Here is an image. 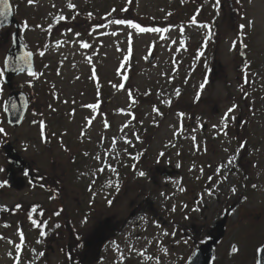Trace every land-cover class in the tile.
Instances as JSON below:
<instances>
[{"label": "rangeland", "instance_id": "374dc122", "mask_svg": "<svg viewBox=\"0 0 264 264\" xmlns=\"http://www.w3.org/2000/svg\"><path fill=\"white\" fill-rule=\"evenodd\" d=\"M11 1L17 18L28 25L23 37L30 49L47 38L45 24L36 21L39 10L49 15V11L61 9L67 17L91 13L99 23L71 32L65 48L52 46L49 55L54 60L40 65L37 76L15 79L20 87L28 88L25 92L36 103L30 102L20 126L12 128L7 124L5 100H1L7 94L3 91L0 95V127L21 155L31 161L32 169L55 178L54 193L50 195L30 186L22 194L0 188V209H9L0 210V236L4 237L0 239V264H15L16 256L20 257V264H70L64 251L70 242L68 219L72 228L85 231L95 228L100 212L107 219L116 211L106 206L98 210L92 204L96 201L99 166L95 157L99 146L119 138L125 149V139L132 140L136 150L143 149L145 137L151 145L148 153L154 158L165 154L166 165H181L178 183L171 191L182 198V203L157 210H166V217H175L179 225L185 224L184 228L189 224V232L191 221L219 223L227 217L225 240L216 251L215 264H251L264 242V0H220L219 10L214 7L215 0H34L33 4L27 0ZM69 3L75 8L69 9ZM125 8L127 11H122ZM194 15L197 25L191 22ZM114 19L169 31L139 33L113 24ZM242 24L245 28L241 31ZM2 32L3 29L0 49L4 43ZM82 42L91 47L81 48ZM242 44L246 45L247 63L240 57ZM152 54L156 59L148 63ZM93 68L95 80L90 78ZM123 76L128 79L124 81ZM121 83L123 89L112 87ZM98 91L99 114L84 107L97 102ZM33 92L38 94L34 97ZM129 92L136 103L131 102ZM232 108L234 111L229 113ZM226 113L225 128L222 117ZM86 118H91V125ZM237 123L243 126L239 144L235 135L240 126ZM125 124L127 127H123ZM203 124L207 125L206 130ZM146 130L150 136H143ZM3 137L4 133H0V183L9 167ZM49 143L53 145L51 153ZM229 159H234V164L229 165ZM36 200L40 202L39 223L46 225V236L40 235L41 228L35 227L28 215H16L11 210L19 201L26 205ZM132 221L147 229L152 252L163 255L160 248L165 249L167 243L166 256L173 257L177 252L184 264L190 259L192 242L186 237L178 240V251L171 248L176 244L175 228L162 226L145 215H135ZM20 231L25 241L18 253L15 244L20 242ZM92 239L87 234L76 239L77 254L85 247L82 243L86 245V240ZM40 252L44 253L42 257ZM116 252L118 264L125 258L129 262L138 259L130 249L123 252L125 258L119 250ZM77 254L72 257L73 264H87L80 262ZM101 263L93 257L88 264Z\"/></svg>", "mask_w": 264, "mask_h": 264}, {"label": "flooded vegetation", "instance_id": "af4514ba", "mask_svg": "<svg viewBox=\"0 0 264 264\" xmlns=\"http://www.w3.org/2000/svg\"><path fill=\"white\" fill-rule=\"evenodd\" d=\"M49 12V15H47L44 10H39L37 13L38 18L36 21H38V23L45 24L44 28L46 30L45 33L47 34V38L45 41L36 43L35 47H32V49H30L29 44L25 42L23 37V31L25 30V21H23V19L17 18V16L15 15L18 19V22H20L21 24L19 32L22 42L25 44L27 49L33 52L34 54V61L37 71H39L40 65L49 62L50 59H53L50 58L52 56L49 55V50L52 48V46L59 49L65 48L67 46L68 35L71 32L75 30L76 32L82 31L81 28H91L99 23V20L97 18L84 14L80 16H75V19H73L72 17H67L66 14H63V11L61 9H56ZM58 15H63L66 17V19L57 22L56 17ZM49 28H51L50 32L48 31ZM2 29V33L4 35V43L0 49V64L1 69H5L4 64L8 54L7 52L12 46V36L14 31H16V28L15 25H12L4 27ZM69 29H71L70 32L68 31ZM41 52L44 53L43 56L40 55ZM19 76L31 77L27 73L20 74ZM19 76L13 78V89H11L7 84H5V75L3 76L2 88L7 95L2 97L1 100H5V106L7 99L10 96V93H12L13 91H27L28 89L27 87L22 88L16 83L15 79H17ZM32 94L35 97L38 93L33 92ZM30 101L34 105L36 104L34 100H32V98L30 99ZM241 117L242 116H239L238 123L241 122ZM206 129L207 125L203 124V130ZM241 129H243L242 125L236 127L235 135L238 139L237 144L242 143L239 137V133H241L242 131ZM227 130L230 129L228 128ZM144 135L150 136L151 133L149 135L146 130L143 136ZM113 139L111 140V143L106 142L102 143L99 146L98 156L100 157V160L98 161V169L103 166L105 168V171L102 174L97 171L98 175L95 181L96 186L94 191V197L96 201L92 204H95L98 210H102L103 208H105V206L109 209L113 208L116 210L115 215L112 218L105 219L104 213L100 212L101 214L98 222L95 223V228H91L90 230L85 231L83 229L80 230L79 228H72V223L71 221L69 222L68 219L69 224L67 223L66 226H68L69 229L68 236L70 238V242L66 245L67 249L64 251L66 258H70L69 263L73 264L72 257L77 254L76 246H73L72 243L74 237L76 236L77 239H81L83 238V236H85V234H87L92 236L93 239L86 240V245L85 243H82V245H84L85 247H82V249H80L77 254L79 257H81L80 262L86 261V263L88 264L94 257V259H96L98 263L100 261V263L102 262L104 264H118V262H120V258L118 257L119 254L116 252V250H119L120 253H122V258H125L123 256V252H126L130 249L132 255L136 252L138 259H133L135 262H129L127 261V258H125L122 264H184V260H182L181 256H179L177 252L173 257L166 256L165 250L167 249V243L165 245V249L164 247L163 249L162 247L160 248V251H163V255H160L159 252H152V249L151 247H149L150 245L147 241V229H145V227L140 223L133 224L132 219L135 215H145L146 217L149 216L151 221L157 220V222L162 226L167 225L168 227L175 228L176 244L171 245V248L173 247V251H178L179 247L177 242L178 240H182L185 237L192 242L191 249L194 250L197 244L199 245L196 247V249L202 243L210 240L212 237L218 236L219 233H222L223 238L220 240V243L213 247L214 252L216 254L218 247H220V245L225 240V226L227 223V217H224V219L219 223L207 220H204L201 223L191 221L190 225H192L193 227L191 228L192 231L189 232L187 231V226L189 224L186 225V227L184 228L185 224L179 225L175 217L174 219H171L172 221L168 219L166 217V210H157L161 207H164V209H166L168 207V204H176L177 202L182 203V198H180V196H176L171 191L176 187V183H178V177L181 173V165L176 164L174 166L171 163H168L166 165L164 163L165 154L161 155V153H159L155 156L157 158H154L153 154H149L148 148H150L151 145L148 143L149 141L146 140L147 137L144 138V141L147 142L146 145H144L146 148L142 149L141 147L137 150L135 148L136 144L133 143L132 140H130L131 144L127 143L126 146L128 148L125 149L123 148V146L125 145L123 143L118 142L120 141L119 138L114 139L115 143H113ZM6 141L11 140L9 135L5 132L3 137V144ZM13 145L15 146L14 143ZM15 148L17 149L16 146ZM52 149L53 145L52 143H49L48 153H51ZM142 150H144V153H141ZM17 151L19 152L18 149ZM136 151L138 152L136 153ZM19 154L21 155L20 152ZM133 157H136L137 159H133ZM5 159L7 160L6 156ZM153 159L155 160V163H151ZM28 163L29 166L27 168H25L24 170H17V173L15 175L17 177L25 178L26 187L22 190H16L14 188L7 187L8 185L6 183V186L3 187V190L9 189V191L11 192L22 194V192L26 188H28V186H30L34 187L35 189L40 188L44 193H47L48 195L53 194L55 187V178L50 174L40 173L39 170L32 169L31 161H28ZM7 164L9 167L7 169L6 175L3 178L2 183H4L5 181L7 182V173L11 169L8 160ZM109 164L113 166L115 171H111L108 169L107 165ZM165 168H169L172 170H166L165 172ZM139 171L145 172L146 175L144 177H140L138 175ZM26 173L27 175H25ZM168 173L171 174L169 175ZM46 178L47 181L45 180ZM117 183L119 184V191L116 190ZM173 185H175V187ZM169 191L172 192L170 195H168ZM108 201H112L111 205H109ZM188 202L192 203L193 200H189ZM16 205H19L20 207L17 209L16 206H13L11 208V210L14 211L13 214L20 215L23 213L29 216V221L31 223L32 220H37L39 222L40 202L36 200L24 205V202L19 201L16 203ZM42 207L45 206L43 205ZM33 209H35V212H33ZM121 210L123 211V213L119 212ZM221 223L224 224V227L222 229H220L219 227ZM199 236L201 237L200 239L198 238ZM198 241H200L201 243H198ZM195 250L193 251V254ZM141 253H143V255H141ZM256 261L257 256L252 259L251 264H256ZM211 264H215L214 259L211 261Z\"/></svg>", "mask_w": 264, "mask_h": 264}, {"label": "snow or ice", "instance_id": "6c2138e0", "mask_svg": "<svg viewBox=\"0 0 264 264\" xmlns=\"http://www.w3.org/2000/svg\"><path fill=\"white\" fill-rule=\"evenodd\" d=\"M27 2H28L29 4H33V3H34V0H27ZM130 2H131V0H129V3H130ZM53 6H54V5H53ZM67 7H68L69 9H73V8H75V5L69 3V4L67 5ZM214 7H215L217 10H219V7H220V0H215ZM113 11H115V9H113ZM122 11H127V9H126V8H125V9H122ZM11 15H12V5H11V3H10V0H0V30H2V26H3V24L6 22V20H7ZM91 15H92V14L89 13V16H91ZM72 18L75 19L74 16H73ZM65 19H66V17L63 16V15H58V16L56 17L57 22H59V21H63V20H65ZM191 22H192L193 25H197V19H196V16H195V15L191 18ZM112 23L115 24V25H118V26L122 25V26H126V27H128V28L135 29V30H137L139 33H164V32H168V31H169V29H167V28H155V27H153V28H148V27H142L140 24H138V23H134V22H132V21H130V20H126V19H114V20L112 21ZM198 26H199V27H203V28H209V25H205V24H199ZM27 27H28V25L25 23V28H27ZM38 27H39V26H38ZM239 28H240V30L242 31V30L245 28V25L242 24V25L239 26ZM48 31L50 32V31H51V28H49ZM68 31L70 32L71 29H69ZM79 35H80V33H76V36H79ZM113 35H115V33H113ZM80 47H81V48H84V49H88V48L91 47V45H90L89 43H87V42H82V43L80 44ZM185 50H186V49H185ZM129 53H131V49H130V48H129ZM40 55L43 56L44 53L41 52ZM200 55L202 56V55H203V52H201ZM32 56H33V53H31V52H25L21 57H19V59H20L22 62H24L26 65L29 66V67H28V75H29V76H32V77H35V76H37V73H36L35 71H32L31 66H30V65H31ZM88 60H89V62H91V57H88ZM5 63H7V62H5ZM118 71H119V70H118ZM41 74H42V73H41ZM57 74H59V73H57ZM4 75H5V69H0V77H3ZM78 78H79V77H77V79H78ZM90 78H91V79H94V80L97 79V77H96V75H95V69H94V68H93V70H92V76H91ZM127 79H128L127 76H123V80H124V81H126ZM244 80H245V83H248V81H247V76L244 77ZM97 83H98V82H97ZM205 83H206V81H205ZM112 87H114V88L119 87L120 89H123V88H124V84L121 83L119 86H117V85H112ZM203 88H204V84L202 83L201 86H200V90L202 91ZM98 89H99V85H98ZM2 93H3V88L0 87V95H2ZM128 94H129V98H130L131 102H132L133 104L136 103V101H135L134 99H132V97H131V92H129ZM177 95H179V92H177ZM197 99H199V95L197 96ZM65 103H67V101H65ZM166 103H169V105H170V101H167ZM12 107L15 108L16 105L13 104ZM84 107L91 109L93 113H97V114H99V113H98V110L101 108V102H100V100H99V91H98V95H97V102H96V103H93V104H89V105H84ZM5 110H6V111L8 110V106H7V105L5 106ZM154 110L157 111L158 114L162 115V113H159V110H158V109H154ZM121 111H123V110H121ZM232 111H234V108L228 110L229 113L232 112ZM73 114H74V112H73ZM179 115H180L181 117H183L184 114H183V113H180ZM86 119H87V123H88L89 125H91V123H92L91 118H86ZM233 119H234V117H233ZM222 120L224 121V127L226 128V127H227V120H228V114H227V113L225 114L224 117H222ZM41 126H42V128H43V122H41ZM104 126H105V128L108 127V123H107L106 120L104 121ZM123 127H127V125L125 124ZM214 127H215V126H214ZM0 133H5V129H4L3 127H0ZM225 134H226V133H225ZM134 135H135V134H134ZM136 138L139 139L138 136H136ZM113 143H115V140H114V139H113ZM125 143L131 144V141L125 139ZM85 155H87V153H86ZM161 155H163V154H161ZM95 159H97V160L99 161V160H100V157L97 156V157H95ZM133 159H137V158H136V157H133ZM227 163H228L229 165L234 164V159H229V160L227 161ZM107 167H108L109 170H111V171H115V169L113 168L112 165L109 164V165H107ZM0 171H2V169H0ZM97 171H98L99 173L102 174V173L105 171V168L102 166V167H100ZM25 175H27V173H26ZM138 175H139L140 177H144V176L146 175V173L143 172V171H139ZM225 179H226V178H225ZM6 183H7L6 181H5L4 183H0V188L6 186ZM109 184H110V182H109ZM254 187H255V185H254ZM116 190L119 191V184H118V183H117V185H116ZM232 191L235 192V188H233ZM208 195H212V193L209 192ZM108 203H109V205H111L112 201H108ZM16 207H17V209H18L20 206L17 205ZM0 210H3V211H9V209H7L6 207H4L3 209H0ZM173 211H175V208H173ZM33 212H35V209H33ZM55 214H56V215H59V212H57V213H55ZM85 222H86V221H85ZM32 224H33L35 227H37V228H41V232H40V235H41V236H46V233L43 231V227H46V225H43V226H42L37 220H32ZM5 226H7V225H5ZM56 227H59V225H56ZM165 235H167V233H165ZM0 239H4V237L0 236ZM19 241H20L19 243L15 244V249H16V251H17L18 253L21 252L22 249H23V247H24L25 237H24V233H23L22 231L19 232ZM8 242H9V243H13V242L10 241V240H9ZM40 242H41L40 240H37V243H40ZM236 250H237V249L234 247V248H233V251H236ZM33 252H35L34 249H33ZM9 255H11V253H9ZM38 255L42 257V256L44 255V253H43V252H40V253H38ZM141 255H143V253H141ZM262 258H264V245H261V246L257 249V261H256V264H264V259H262ZM14 261H15V264H20V257H19V256L14 257ZM121 264H122V261H121ZM190 264H191V262H190Z\"/></svg>", "mask_w": 264, "mask_h": 264}, {"label": "water", "instance_id": "95a60500", "mask_svg": "<svg viewBox=\"0 0 264 264\" xmlns=\"http://www.w3.org/2000/svg\"><path fill=\"white\" fill-rule=\"evenodd\" d=\"M13 23L16 26V31L13 34L12 47L7 52L8 54L5 60V62H7L5 63V68H6L5 82L10 86L11 89H13V84H11L13 78L22 72L25 73L28 72V67H29L19 59V57H21L25 52H29V51L26 49V47L21 41L20 34L18 32L20 29V24L15 19L13 12L12 15L3 24L2 27L11 26L13 25ZM241 56L243 58H246L245 46H242L241 48ZM154 60H155V56L151 55L148 61L149 63H152ZM30 66L32 71H35L34 55L32 56ZM28 102H29L28 96L25 93L23 92L12 93V95L9 97L7 101L6 105L8 106V110L6 111L5 114L7 115V120L9 125L16 127L23 122V119L25 118L26 115L25 113H27L29 107ZM13 104L16 105L15 108L12 107ZM3 146L6 154L5 156H7L10 166H12L7 174V184L11 188L13 187L17 190H21L25 187L24 185H26V182L24 178L15 176L17 173L16 169L23 170L28 165V163L21 155H19V153L17 152V150L15 149V147L12 145L11 142L9 141L5 142ZM168 174L170 175L171 173ZM221 226L223 225L220 224L219 227ZM221 238H222V234H220V236L218 237H214L211 241H208L205 244L201 245L196 250L194 256L188 261L187 264H190V262L191 264H210L211 258H213V254H214L213 248L211 247L216 245L219 242V239Z\"/></svg>", "mask_w": 264, "mask_h": 264}, {"label": "trees", "instance_id": "16d2710c", "mask_svg": "<svg viewBox=\"0 0 264 264\" xmlns=\"http://www.w3.org/2000/svg\"><path fill=\"white\" fill-rule=\"evenodd\" d=\"M56 186H57V184H56ZM188 229H189V227H188ZM190 230H191V229H190ZM76 239H77V238H76V236H75L74 239H73V242H72L73 245L76 244V242H77ZM77 240H78V239H77Z\"/></svg>", "mask_w": 264, "mask_h": 264}]
</instances>
